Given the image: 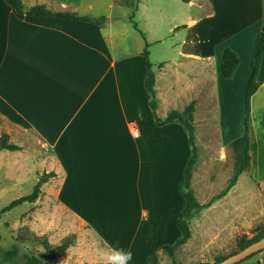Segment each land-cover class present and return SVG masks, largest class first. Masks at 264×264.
I'll list each match as a JSON object with an SVG mask.
<instances>
[{
    "label": "crops",
    "instance_id": "0c3cea01",
    "mask_svg": "<svg viewBox=\"0 0 264 264\" xmlns=\"http://www.w3.org/2000/svg\"><path fill=\"white\" fill-rule=\"evenodd\" d=\"M21 2L25 9L43 6L53 12L105 16L101 26L29 16L0 0V131L19 147L17 141L28 133L46 148L62 208L72 212L70 200L75 204L73 196H78V214L71 213L80 228L77 242L57 259L62 264L72 256L71 264H101L98 250L114 245L106 237L93 239L87 229L95 226L97 212L113 214L111 206L114 209L122 197L121 213L128 209L129 223L138 230L147 228L143 239L151 264H159L162 246L180 236L176 223L177 231L169 236L172 243H165V232L157 239L160 198L165 202L170 179L169 205L177 221L182 207L179 184L191 147L179 123H154L142 52L147 50L154 74L157 117L164 119L170 111L194 104L197 161L190 188L199 204L207 203L214 196L210 179L220 173L223 177L227 158H236L232 143L244 133L245 87L253 43L264 28V0ZM225 48L239 57L230 78L220 70ZM256 81L249 101V167L207 208L214 220L230 210L237 219L245 216L244 180L240 185L244 175L254 179L253 194L264 196V53ZM198 115L209 116V122H198ZM201 158H208L202 192L209 191L208 201L197 199L195 175ZM136 229L122 246L134 251L132 262L142 257L144 245L136 241ZM256 263L264 264V250Z\"/></svg>",
    "mask_w": 264,
    "mask_h": 264
},
{
    "label": "rangeland",
    "instance_id": "374dc122",
    "mask_svg": "<svg viewBox=\"0 0 264 264\" xmlns=\"http://www.w3.org/2000/svg\"><path fill=\"white\" fill-rule=\"evenodd\" d=\"M127 22L126 20L125 23ZM128 42L133 46L131 39H128ZM197 121L209 122V116L206 118V116L198 115ZM4 134L6 135L4 131H0V137ZM27 135L25 140L19 139L17 141L18 144H22L20 150L0 149V264H26V257L28 256L36 257L42 262L54 264L61 256L56 255L55 248L65 238L68 239V242H73L72 246L75 245L80 229L74 224L77 223L74 216L78 214V196H73V201H76L75 204L72 202V198L70 200L72 212L69 213L62 208L57 194L59 181L54 177H49L46 182L42 183L39 196L34 202H24L9 211L3 212V208L8 203L30 194L39 177L45 173L54 172L52 161L47 160L46 148L40 146L36 139L31 137V134L27 133ZM7 142L14 144V139H10L8 136ZM207 159L201 158L200 167L195 175L199 195L197 196L198 201H208L209 199V191H207V194H202L206 189L204 176L208 172ZM234 162L235 158H227L225 165L222 167L223 177H220V173L218 177L210 179L211 184L208 188L210 191L212 190L214 196L227 185L233 172L229 174L228 178L225 176V172L233 169ZM243 180L246 187L245 216L237 219V215L230 210L228 214L224 212L222 219L214 220L213 214H209L207 208L194 212L188 221L190 238L186 243L178 246L171 256L162 249L159 264H172V262L173 264L216 263L217 258L239 251L243 239L251 238L264 229V196L253 194V177L244 175L240 179V185ZM170 183H172L171 180L167 179L165 195L167 201L163 202L160 198L159 211L156 215V217H159L157 219L159 226L157 225L156 230H160V233L158 234L157 231L155 235L158 239L162 236V232H165L166 244L172 243L170 242L172 241L171 238H169L170 234L173 233L172 230L177 231L176 218H173L169 205ZM237 196V193H235L233 198H237ZM116 201L114 209L111 206L113 214L110 216H108L109 214H106L107 216L100 215V211L97 212L99 215H95L93 220L95 226L91 230L87 229V234L93 239L96 237L104 239L106 237L114 247H122L127 245L128 236H131L136 228L128 221L130 218L127 213L128 209L124 210L126 214L121 213L122 197ZM82 205H84L82 208L84 209L86 199L83 200ZM90 212L93 213V211ZM91 216L93 218V215ZM146 229V227L140 230L136 229V241L141 240L145 246H141L142 257H139L140 259L136 258L130 264L152 263V254H150L143 239L146 235ZM45 242L49 243V248L44 246ZM136 245L134 244V246ZM131 251L134 253L133 250ZM6 252H10L7 257ZM258 255L259 252L241 264H255ZM71 257L64 259L62 264H71L73 262ZM58 262L57 264H60L59 260Z\"/></svg>",
    "mask_w": 264,
    "mask_h": 264
},
{
    "label": "trees",
    "instance_id": "16d2710c",
    "mask_svg": "<svg viewBox=\"0 0 264 264\" xmlns=\"http://www.w3.org/2000/svg\"><path fill=\"white\" fill-rule=\"evenodd\" d=\"M14 12L18 14H25L29 16H38V17H47V18H62L67 20H75V21H82L87 23H92L97 26H101L105 23V16H97L91 17L88 15H77L75 13L69 12H53L46 9L43 6H32L28 9H25L21 0H3ZM132 22L133 28L137 29L136 23L133 22L132 18H130ZM264 53V31H261L257 34L254 43H253V50L252 56L249 63V73L245 87V96H244V105H245V116H244V133L243 135L235 140L232 143V147L236 151V158L233 167V173L230 179L228 180L227 185L225 188L217 195L214 196L209 202L204 204H199L190 188V181L192 177L193 167L197 161V148L194 143V125H193V110L194 104L190 103L188 106L184 108L183 111H170L164 119H159L156 115V98H155V90H154V74L151 69V64L148 59V52L144 48L142 55L145 59L146 63V70H145V77H144V88L149 100V107L151 109V114L154 119V123L157 126L168 124V123H179L183 129L186 131L188 135L189 145L191 147V155L188 158L182 177L179 184V191L182 195V207L177 214V227L180 232L179 238L175 240L172 245H164L162 249H164L170 256L173 254V251L180 245L187 242L190 238V228H189V219L192 217L193 213L202 209H206L210 206L212 201L224 196L235 184L238 177L247 170L249 167V119H250V108H249V101L251 96L255 93L258 87V83L256 81L257 72L259 69V64L261 60V56ZM239 64V57L233 51L228 48L223 50L221 60H220V70L221 74L224 78H230L234 71ZM7 135H2L0 137V149L1 150H8V151H17L20 150V147L11 143L7 142ZM55 174L53 172L45 173L41 177H39L38 181L34 185L32 191L28 195L21 196L10 203H8L4 208L3 212L9 211L18 205L29 202H34L40 193V186L42 183L47 181V178L54 177ZM264 236V229L260 232L253 235L251 238L243 239L240 243V250L251 244L252 242L257 241L261 237ZM73 243V242H72ZM71 242H68V239H64L63 242L55 248V253L57 256L62 255L65 250L72 245ZM44 246L49 248V243L45 242ZM237 252V251H236ZM14 253V251H13ZM235 252H232L233 254ZM230 254V255H231ZM256 254V253H255ZM253 254V255H255ZM6 257L10 255V252L5 253ZM14 255V254H13ZM253 255L247 257L246 259L236 263L241 264L248 260ZM229 256V255H227ZM219 257L215 260V262H219L223 260L225 257ZM26 264H49L48 262H42L41 260L37 259L33 256L26 257ZM173 264V262H172ZM206 264V263H201ZM257 264V263H255Z\"/></svg>",
    "mask_w": 264,
    "mask_h": 264
},
{
    "label": "clouds",
    "instance_id": "9594fccd",
    "mask_svg": "<svg viewBox=\"0 0 264 264\" xmlns=\"http://www.w3.org/2000/svg\"><path fill=\"white\" fill-rule=\"evenodd\" d=\"M98 255L101 264H130L133 260V253L131 250H125L122 247H101L98 250Z\"/></svg>",
    "mask_w": 264,
    "mask_h": 264
},
{
    "label": "water",
    "instance_id": "95a60500",
    "mask_svg": "<svg viewBox=\"0 0 264 264\" xmlns=\"http://www.w3.org/2000/svg\"><path fill=\"white\" fill-rule=\"evenodd\" d=\"M262 31H264V28L262 29ZM262 250H264V236L258 239L257 241L252 242L245 248L225 257L223 260L216 263H208V264H236Z\"/></svg>",
    "mask_w": 264,
    "mask_h": 264
}]
</instances>
